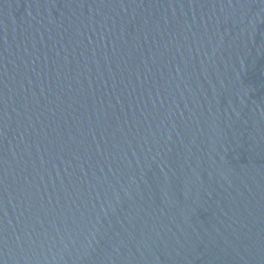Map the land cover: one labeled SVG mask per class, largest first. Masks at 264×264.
<instances>
[{
	"label": "water",
	"instance_id": "95a60500",
	"mask_svg": "<svg viewBox=\"0 0 264 264\" xmlns=\"http://www.w3.org/2000/svg\"><path fill=\"white\" fill-rule=\"evenodd\" d=\"M0 264H264V0H0Z\"/></svg>",
	"mask_w": 264,
	"mask_h": 264
}]
</instances>
